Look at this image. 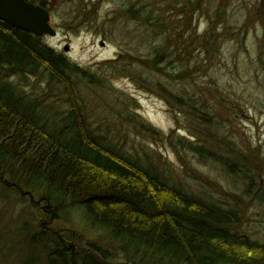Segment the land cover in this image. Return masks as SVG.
Here are the masks:
<instances>
[{
  "label": "trees",
  "instance_id": "1",
  "mask_svg": "<svg viewBox=\"0 0 264 264\" xmlns=\"http://www.w3.org/2000/svg\"><path fill=\"white\" fill-rule=\"evenodd\" d=\"M27 1L41 5L51 13L53 20L58 19L53 0ZM206 4L209 2L196 0L192 9H203ZM228 4L220 3L216 14L210 17L208 28L196 39L197 42L202 40L204 58L201 62L190 60L188 66L169 75L174 79L167 80L177 83L175 88L161 78L152 81L167 103L189 123L191 136L196 141L181 140V143L201 162H218L230 175L244 178L251 195L253 188L259 191L262 186L258 164L251 149L240 147L229 128L247 118L248 89L230 80L225 88L215 79L200 84L195 75L206 74L213 67L220 29L216 22L224 21L226 26ZM136 6L133 4L129 10H124L125 15L141 20L145 9ZM253 17L261 26L263 36L253 50L255 58L251 55L249 58L261 65L264 72V4L249 14L248 23L245 21L235 36L240 37L239 44L245 46L253 25L249 21ZM226 31L229 36L233 35ZM196 35L195 29L194 37ZM244 52L248 51L232 54L235 65L239 66ZM175 54L164 45L151 50L145 59H132L148 72L145 80H151L153 74L166 75V61ZM226 66L230 67L229 62ZM254 67H250V72L255 73L248 76H259L258 67ZM105 70L126 72V56L108 62ZM89 73L47 45L43 37L0 19V185L15 188L29 197L35 208H40L44 215L43 229H49L58 219L60 208L83 209L93 227L114 233L115 242L111 244L127 255L123 262L108 261L91 249L83 256L76 244L68 245L67 239L59 235L57 246L49 256L50 263L264 264V243L255 242L241 232L245 218L239 206L214 196L194 194L180 179L118 153L105 142L104 136L96 134L84 113L72 105L78 80L91 83ZM25 74L48 76L50 83L61 85L69 95L72 108L64 114L60 126L59 121L53 126L48 124V112L40 109L42 102L36 104L27 100L5 82L6 78ZM94 77H99L94 82L105 78L101 74ZM140 79L143 78L140 76ZM142 127L153 136L162 135V139L171 143L174 140L173 131L163 135L149 125ZM221 149L226 151L225 156ZM193 177L204 179L196 173ZM22 184L26 188H22ZM41 191L46 193L36 194Z\"/></svg>",
  "mask_w": 264,
  "mask_h": 264
},
{
  "label": "rangeland",
  "instance_id": "2",
  "mask_svg": "<svg viewBox=\"0 0 264 264\" xmlns=\"http://www.w3.org/2000/svg\"><path fill=\"white\" fill-rule=\"evenodd\" d=\"M204 1L209 4L195 10L192 5L196 0H53L58 19L52 18V26L57 35L44 36L43 39L71 62L89 70L91 83L85 79L78 80L77 95L72 105L84 113L96 134L104 136L105 142L118 153L180 179L194 194L214 196L239 206L245 218L241 232L261 244L264 243V72L261 65L254 62L255 65L249 57L255 58L253 50L263 33L253 17L249 21L253 25L245 46L239 44L241 38L237 39L235 34L245 21L248 23L246 18L260 4L263 5L264 0ZM222 1L229 2L228 29H225L224 21L216 22L220 27L216 60L208 73L195 75L200 84L215 79L225 88L227 80H230L239 82L242 89H248L247 118L229 128L240 147L251 149L249 151L258 164L262 186L259 191L253 188L251 195L247 192L244 178L230 175L218 162H201L181 143V140L196 141L191 136L189 123L183 114L167 103L152 81L161 78L175 88L177 83L173 80L170 83L167 79L174 78L169 75L173 76L188 66L190 60L201 62L200 59L204 58L201 54L202 40L197 42L196 39L204 34L210 17L216 14ZM133 4L137 9H145L143 19L133 20L125 15L124 10H129ZM195 29L197 35L194 37ZM226 30L233 35L229 36ZM164 45L176 53L166 61V75L153 74L151 80H145L148 72L134 59H145L151 50ZM67 46L70 48L68 52L65 51ZM181 47L186 50L181 51ZM246 50L249 54L244 52L239 66L235 65L232 54ZM122 55L127 58L126 72L105 70L108 62ZM227 62L230 67L226 66ZM253 66L258 67V77L248 76L255 73L250 72ZM94 74L105 78L94 82L99 78ZM48 78L25 74L11 76L5 82L27 100L36 104L44 102L50 109L46 115L50 119L48 124L53 126L59 121L60 126L64 114L72 106L63 87L50 83ZM142 125H149L163 135L173 131V142L162 139L159 134L153 136ZM225 155L226 151L222 150V156ZM195 173L204 179H195ZM21 187L26 188L24 184ZM35 198L38 199L37 195ZM39 209L15 188L0 185V264H51L49 256L57 246L59 235L67 239L68 245L76 244L83 256L91 249L111 262L127 259L120 247L111 244L115 242L114 233L93 227L83 209L60 208L57 210L58 219L49 229L41 227L44 215ZM165 260L170 261L168 258Z\"/></svg>",
  "mask_w": 264,
  "mask_h": 264
},
{
  "label": "water",
  "instance_id": "3",
  "mask_svg": "<svg viewBox=\"0 0 264 264\" xmlns=\"http://www.w3.org/2000/svg\"><path fill=\"white\" fill-rule=\"evenodd\" d=\"M0 19L12 27L36 36L57 35V31L51 26L48 10L27 0H0ZM69 50L67 46L65 51Z\"/></svg>",
  "mask_w": 264,
  "mask_h": 264
},
{
  "label": "bare ground",
  "instance_id": "4",
  "mask_svg": "<svg viewBox=\"0 0 264 264\" xmlns=\"http://www.w3.org/2000/svg\"><path fill=\"white\" fill-rule=\"evenodd\" d=\"M40 109L42 110V112H49V108L45 105L44 102H42Z\"/></svg>",
  "mask_w": 264,
  "mask_h": 264
}]
</instances>
